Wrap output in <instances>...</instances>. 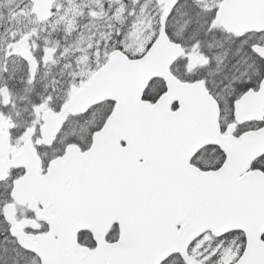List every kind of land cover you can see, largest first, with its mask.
<instances>
[{
	"label": "snow or ice",
	"instance_id": "obj_1",
	"mask_svg": "<svg viewBox=\"0 0 264 264\" xmlns=\"http://www.w3.org/2000/svg\"><path fill=\"white\" fill-rule=\"evenodd\" d=\"M0 264H264V0H0Z\"/></svg>",
	"mask_w": 264,
	"mask_h": 264
}]
</instances>
